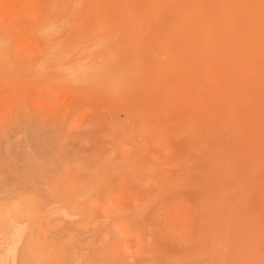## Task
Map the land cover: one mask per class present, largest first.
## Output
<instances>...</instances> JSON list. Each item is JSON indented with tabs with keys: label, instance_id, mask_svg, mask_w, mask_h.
I'll return each mask as SVG.
<instances>
[{
	"label": "rangeland",
	"instance_id": "1",
	"mask_svg": "<svg viewBox=\"0 0 264 264\" xmlns=\"http://www.w3.org/2000/svg\"><path fill=\"white\" fill-rule=\"evenodd\" d=\"M0 27L4 264H264V0H0Z\"/></svg>",
	"mask_w": 264,
	"mask_h": 264
},
{
	"label": "bare ground",
	"instance_id": "2",
	"mask_svg": "<svg viewBox=\"0 0 264 264\" xmlns=\"http://www.w3.org/2000/svg\"><path fill=\"white\" fill-rule=\"evenodd\" d=\"M59 27H60V25H56L55 23L49 22V23L43 24L41 26V32L44 34L45 37H48V38H46L47 40H51L52 37H54L55 34L60 31L58 29ZM11 42H12L11 38H9L7 33L0 27V64H5L9 60V58H11L12 54L14 53ZM61 56H62V54H61ZM58 59H59V61H57L55 63L57 73L69 76L70 74L74 73L75 71H79V72L83 71V72H80V78H84V79H86V77H89L90 73H92L91 69H93V66H92V68H85L82 64H80L76 60L75 63H73L71 65L72 67H70L65 63L64 58H58ZM116 64H118V63H114V66ZM39 66L41 67L42 65L39 64ZM114 66H112V68L110 70L109 69L108 70L103 69L104 73L101 71V74H103V75H100V71H98L99 73L97 72L98 77L103 76V78L106 80V81H104V84L107 83L106 85L114 86L117 83L119 84L121 82L120 80H123L125 78L124 77L122 79L121 77H123L124 74L127 75L128 73H130V64L128 62L125 63L124 67H123V65H121L123 68L122 67L121 68L120 67L113 68ZM116 66H119V65H116ZM108 67H110V66H108ZM101 68H99V69H101ZM95 74H96V71H95ZM123 82H124V80H123ZM116 88H118V87H116ZM21 204H22V202H21ZM3 215L0 214V254L4 252V254L6 256V255H10L13 252H16V248L19 246V244L24 239H26L27 236L29 235L30 227L27 225L26 221L21 220V218H20L21 217V210L17 206H12L7 211V214L5 216H3ZM12 255H16V254L13 253ZM17 255H18V253H17ZM22 255L23 254L21 253V256ZM1 257L2 256L0 255V264H4L3 259ZM25 258H27V257H25ZM7 259H6V261H7ZM20 259H23V258L20 257ZM12 260H13V264H17V260L15 263L14 257L12 258ZM18 262H19V258H18Z\"/></svg>",
	"mask_w": 264,
	"mask_h": 264
}]
</instances>
